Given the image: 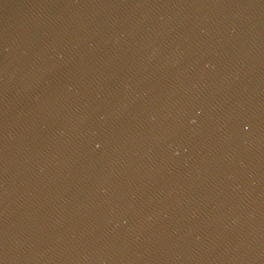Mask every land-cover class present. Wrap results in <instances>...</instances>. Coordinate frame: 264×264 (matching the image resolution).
<instances>
[{"label": "water", "instance_id": "water-1", "mask_svg": "<svg viewBox=\"0 0 264 264\" xmlns=\"http://www.w3.org/2000/svg\"><path fill=\"white\" fill-rule=\"evenodd\" d=\"M0 264H264V0H0Z\"/></svg>", "mask_w": 264, "mask_h": 264}]
</instances>
